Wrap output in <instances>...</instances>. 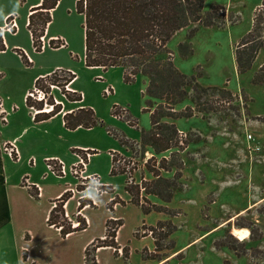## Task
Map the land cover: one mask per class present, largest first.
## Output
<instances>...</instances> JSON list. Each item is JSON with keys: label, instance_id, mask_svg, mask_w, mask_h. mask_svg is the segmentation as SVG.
<instances>
[{"label": "rangeland", "instance_id": "374dc122", "mask_svg": "<svg viewBox=\"0 0 264 264\" xmlns=\"http://www.w3.org/2000/svg\"><path fill=\"white\" fill-rule=\"evenodd\" d=\"M71 1L65 0L60 10L51 18L53 22H50L52 24L51 32L60 31L63 27L61 25H64L67 30V33L65 31L64 33L69 38L68 49L55 51L58 48L46 47L47 53L35 58L37 67L34 70H46L47 68L41 66V63L46 64L53 71L62 70L65 67L71 68L72 71H69L75 76L77 75V78L74 79L77 80L74 87L82 91L78 94L81 95V99L85 96L86 102L93 106L97 118L105 126L104 129H100L102 128L100 127L95 131L98 132L96 137L100 142L97 151L102 155V159L93 160V163L97 164V161H103L106 154L104 147L114 146V140L120 139L126 142L123 145L124 148H121L119 153H113L111 157L116 159V163H114L116 173L125 169L129 173L127 175L128 178H131L132 186L150 182L154 179L146 169V161L152 154L148 148L142 149L140 143H135L131 139L137 138L141 130L148 128L150 125L149 116L158 110V102L152 99L150 100L152 105H144L142 93L146 87L147 79L141 75L136 76L134 83L126 84L122 81L120 69H108L107 74L104 75V70L97 68L96 71L93 68L85 67L82 18L73 10L71 12L66 10V7L72 9ZM260 1L205 0L204 12L209 10L210 4L226 5L228 9L230 7L229 21L232 23L236 21L238 17L235 16V11H238L240 23L232 26L227 32L201 31L196 40L195 55L187 60H182L179 57L178 44L176 43L180 41L182 33L187 34L190 29L197 26L191 24L167 43L166 53L156 56L155 59L163 64L170 58L175 68L183 74H190L189 76L195 77L200 86L221 88L229 95L227 93L214 94L209 91L201 97L202 112L194 111L189 118L171 120L188 144L182 145L184 149L180 153V159L183 162L180 171L181 177L179 179L174 178L175 167H172L171 172L163 173V176L179 184L182 190L175 193V199L169 205L171 209H163V213L167 215L166 219L148 227H156L157 230L152 236H145L148 239L142 240L141 243L133 240L134 235L132 236V229L135 223H138L140 213L132 207H118L116 212L113 211L115 205L119 206L118 203H115L119 199L116 197L117 199L112 203L111 209L113 214L120 217L123 222L122 241L124 243L131 241L129 246L131 257L127 259L110 252H102L96 257L97 264H156L155 261H163L164 263L161 264H224L225 261L228 264H264V123L258 129L249 128L247 125L249 121L254 120L248 118L250 114L248 94L252 99V111L264 116V87L252 85L247 81L246 76L241 79L237 73L235 74L231 53L232 38L236 33L246 31L251 10ZM39 20V16L33 21L31 20L32 28L37 35L40 34L41 22ZM222 27L223 25L219 26V28ZM39 42L41 43L40 40ZM50 45L52 44L50 43ZM235 47L233 46V50ZM15 54L17 55V52ZM57 65L61 67H56ZM29 74V72H19L17 76L19 79H25ZM56 78L58 84H63L66 77L64 73H57ZM70 83L66 84L63 89L58 86L53 89L49 87L47 93L46 84L41 83V87H35V89L45 93V100L48 98L54 102L58 100L62 107V104L68 105L67 102H70L68 96L73 97V93H76L71 91ZM107 83L115 88V90L112 88L113 93L110 95L103 93L105 88L110 87ZM186 91L188 93L186 99L174 107L178 113L187 112L186 108H195L192 101L193 91L189 87L186 88ZM68 92L69 95H67ZM0 99L3 101L1 97ZM31 101L38 102L34 99ZM42 102L44 103L43 110L48 111L49 105L45 104L43 100ZM77 102L74 101V103ZM114 103L116 104L113 105ZM113 106L118 109H125L126 118L120 121L115 119L112 115ZM143 108L148 112H142ZM127 121L129 124L126 125ZM106 129L113 134H108L112 138L105 134ZM246 134L252 135L253 140L250 141V144L246 139ZM117 147L119 146L117 145ZM252 147H258L259 150L251 152ZM164 156L169 158L167 153ZM157 160L159 158L156 159L155 157V161ZM32 163L35 164L34 160ZM154 164L156 162H149L147 167H152ZM67 174L69 173L65 175ZM96 178V186L106 191V188L100 187L98 177L96 176ZM123 180L120 176L114 179V189L117 193L123 192ZM76 181L79 188H83V190L81 189V194L76 193L75 200L79 196L85 195L89 190H85L86 187L81 185V179L77 178ZM83 182L86 183V186L89 185L88 181ZM107 192L109 191L98 192L97 206L85 213L92 221V227L88 229L87 233H75L76 236L72 238V242L87 238L95 226L97 228L98 225L100 228L102 227L104 217L112 215V212L107 210L105 206L106 197H108ZM87 199L85 197L83 200ZM83 200L81 199V201ZM142 204L147 208L153 206L148 200ZM250 206L252 207L250 208ZM75 207L76 204L73 201L70 209L74 210ZM78 208L76 207L77 210H79ZM241 212L243 213L238 215ZM75 218L76 216L71 218L72 222L76 221ZM154 218L155 216L149 215L144 220H147L145 222L149 224ZM223 223L225 224L220 226ZM241 226L249 231V237L244 241L233 234V229H239ZM31 234L34 235V232ZM31 234H28L29 237ZM225 239L235 247V252L227 246L220 245L219 242ZM55 241L57 239L49 238H45L43 243L35 241L37 248L33 250L34 254H38L36 258L39 264H82L77 254H75V260H65L63 263L54 260L48 261L50 254L55 253L53 249L55 248L53 247ZM63 242L67 244L66 241ZM140 244L146 245L142 250L143 257L147 258L146 261H142L140 253L137 254L134 251L136 248L139 249ZM42 246L43 248H41ZM183 247L184 250L179 251ZM49 248L52 251L44 250ZM91 250L90 256L95 255ZM24 251L29 253L27 249ZM118 254L120 255V253Z\"/></svg>", "mask_w": 264, "mask_h": 264}, {"label": "crops", "instance_id": "0c3cea01", "mask_svg": "<svg viewBox=\"0 0 264 264\" xmlns=\"http://www.w3.org/2000/svg\"><path fill=\"white\" fill-rule=\"evenodd\" d=\"M46 1L47 3L51 2V0ZM64 1L65 0H58L56 6L50 10H36V8L41 5L42 0H0V30L4 25L5 19L8 16L12 15H15L17 17L18 27L15 35L5 33L4 44L0 43V97L3 99V109L6 112V120L4 122L0 121V264H39V261L36 258L38 254H34L33 249L37 248L35 245V241L43 243L42 241L45 240V238L57 239L53 246L55 247L53 249L56 255L52 252L50 254V257L47 259L48 261L54 260L55 262L63 263L65 260H75V254H77L78 258L81 259L82 264H84L85 250L95 240H102L105 238L107 220L110 218L113 220H121L120 217L113 214V211L116 212L118 210V207H132L133 209H135V211L140 213V216L138 218L139 221L138 223H135L132 229V236L134 235L133 240H136L140 243L142 240L146 241L148 237L141 238L139 236H136L134 234L135 229L141 225H145L147 228L150 226H154V224L157 222H163L166 219L165 217L167 216L163 212L154 211H151L148 214H144L140 206H136L131 203V196L125 190L128 175L117 174L112 176L110 174L112 168V154L119 153L120 149L124 148L123 146H120L118 144V139L114 140V146L104 147L106 152L104 160L102 161L99 159L100 161H97V164H94L93 160L95 161L96 159L102 157L100 152L98 153L97 151L100 142L98 137H96L98 132H95L96 129L100 128V126L88 129L78 127L75 130H69L65 127L63 120L64 114L85 107L94 109L91 104L86 102L85 96L83 99H81V101H78L77 103L67 102L68 105L62 104L61 112L48 120L40 122H34L33 120L34 114L26 105V95L32 90V88H34L35 81L38 78L50 74L53 69L50 70L49 66H47L46 64L43 65V63H41V66H45L44 68L47 69L43 71L34 70L37 67L35 58L45 55L47 53V49L40 52H33L32 34L28 27L30 23L29 19L31 18V20L33 21L37 16H39V22H41L43 17L49 15L50 22H53V19L51 18L60 10ZM76 1L77 0L71 1L72 9L70 7H66V10L68 12H71V10H73V12L76 13ZM261 4L262 0L256 5L255 8L251 10V14L248 19L249 24L246 31L244 33H236L232 38L231 53L233 62V46H237L239 41L248 32L251 31L253 26L254 12L258 7L261 6ZM211 6L224 7L226 15L223 27L219 28L214 26L206 28L198 25L195 26V28H197V31L189 40L192 48V55L187 59L195 55L197 45L196 40L198 34L201 31L208 30L216 32H227V30L231 29L232 26L240 23L241 19L238 11H235V16H237L238 18L234 23H232L228 18L230 7L228 9L226 5L222 6L217 4H210L208 8H210ZM76 14L81 16V22L83 23V16L78 13ZM50 22L46 24L45 32L42 38H44L45 41L53 37H62L66 41V46L58 48L55 51L67 50L69 47V38L64 33V31L67 33L66 28L62 24L61 26L63 27H61L60 31L51 32L52 24ZM182 30L183 29L176 32L172 39L179 35L181 33L180 31ZM187 34L182 33L180 36V41H178L176 44L185 42L187 40ZM53 44L55 43L53 42ZM15 52H17V55L15 54ZM22 53L31 63L30 66H25L23 64L21 56L19 55ZM263 64L264 49H261L248 71L243 74H238L236 64L234 62V72L235 74L237 73V75H239L241 79L246 76L247 81L252 84L253 76ZM56 67L61 66L57 65ZM65 68L62 70L72 71V69L69 67ZM97 68L98 67H94L93 69L97 71ZM98 69L100 70L101 68ZM112 69L121 70V77L123 81L124 70L119 67L109 68V70ZM107 71L108 69L105 70L104 75L107 74ZM19 72H29L30 74L25 79H19L17 76ZM75 78H77V75ZM76 81H71L70 87L71 91L78 94V92L82 91L74 87ZM107 84L111 86L110 83ZM112 88L115 90L114 87ZM244 91L246 92L245 89ZM248 97L250 99V106H248V109L250 108V114L248 115V118L249 120H254L249 121L247 125H249V128L254 127L255 129H258V127H261V124L264 123V116L255 111H252V99L249 94ZM57 102L59 101L57 100ZM115 104L116 103H114L113 105ZM93 111H95V109ZM94 113L97 117L96 111ZM149 127L150 125H148L147 129L141 130V132L148 131L150 129ZM104 128L105 126L100 129ZM141 132L139 133L137 138H132L131 141L133 140V142L135 143H140ZM105 134L108 135V132L105 131ZM126 139L128 140L129 138ZM11 144L16 147L18 158H16L15 156L10 157L8 153L3 150L4 146H9ZM117 145L119 147H117ZM73 152H79L82 154L84 152L89 153V158L87 159L86 166L82 171V176L96 175L98 177L100 187L106 188V191L108 190L110 192H107L108 197H106L105 201L107 210L108 206L115 197L124 202L123 205H115L113 207L112 215H108L107 217H104L102 219L101 228L99 227V225L98 228L97 226H95V229L93 230V232L89 233V236L87 238L78 241L74 240V242H72V238L76 236L75 233L68 234L64 238L60 237L59 230L47 224V218L52 209L53 203L66 192H69L71 196L64 203V213L70 216V218L75 217L78 210L76 209V207L74 210H71V203L74 201L76 204V193L79 194V191L81 189L83 190V188H79L76 179L71 175L67 174L60 177L52 175L46 172L44 166V159L57 158L64 163L66 172L68 173L69 166L76 162V158L73 155ZM32 160H34L35 164L32 163ZM98 162L101 163L99 164ZM119 176L124 179L122 184V193H117L116 189H114V179ZM176 192L173 193L172 199L169 202H164L153 195H144L143 193H141V197L144 196V198L150 201L153 205L161 206L164 209H171L169 208V205H171L172 201L175 199ZM90 200L92 201L93 207H84L80 209L79 216L83 217L87 223L86 229H84L83 231H79L81 232V234L87 233L88 229L92 227V221L90 220L89 216L85 215V213L89 210L94 209L97 206V202H94L92 199ZM141 202H143L142 199H140V203ZM242 213L243 212L239 213L238 215ZM149 215H153L155 216V218L151 223L148 224L147 222H145L147 220L144 219H146ZM123 226L124 225L122 222V226H120L116 231L115 242L119 247L118 253L122 252L123 248H126L128 250V259H130L131 249L129 248V246L131 244V241H127V243H124V241H122L121 232ZM32 232H34V235L31 234ZM28 234H31V237H29ZM70 240L72 242V245H70ZM63 241H66L67 244H65ZM145 244H140V246H138L139 249H134L137 254L138 252L140 253L142 261L147 260V258H144L142 255V250L146 246ZM41 248H43V246ZM25 249H27L29 253H26V251H24ZM44 250H46L47 252L52 251L51 248ZM181 250H184V247L179 251ZM102 252H110L113 255L115 254L114 249L110 247H101L96 250L95 257L99 256V254ZM117 256L122 255L120 253V255L118 254ZM155 262L156 264L164 263L163 261Z\"/></svg>", "mask_w": 264, "mask_h": 264}, {"label": "trees", "instance_id": "16d2710c", "mask_svg": "<svg viewBox=\"0 0 264 264\" xmlns=\"http://www.w3.org/2000/svg\"><path fill=\"white\" fill-rule=\"evenodd\" d=\"M57 1L51 0L50 3H47L46 0H42L41 5L36 10L53 9ZM204 2L205 0H77L75 4L76 13L83 16L85 67H98L104 71L114 67L122 68L124 70L123 81L126 84L134 83L136 76L141 75L147 79L146 87L142 93L144 105H152L150 101L152 99L158 102V110L149 116L150 129L141 132L140 136V147L142 149L148 148L152 154L146 161V169L154 180L134 186L127 182L125 187L131 196V203L140 206L144 214L151 211L163 212L164 208L155 205L151 208L145 207L142 202L140 203V199L143 202H147V200L144 196L141 197V193L153 195L164 202H169L174 192L182 190L179 184L163 176V173H169L172 171V167H175L176 177L174 176V178L179 179L181 177L180 171L183 162L180 159V153L184 149L182 145L188 144L171 120L189 118L194 111L202 112L200 100L202 95L209 91L214 94L227 93L221 88L200 86L195 77L187 76L175 68L170 58L164 64L155 59L156 56L166 53L167 43L179 30L185 29L191 24L206 28L223 25L226 15L224 7L211 6L208 11L204 12ZM29 20L28 27L32 34L33 46L38 48L45 26L50 22V16L43 17L38 35L32 28L31 18ZM196 31L197 28L195 27L190 29L187 40L178 44V54L181 59H187L192 55L189 40ZM261 49H264V0L254 12L251 31L239 41L233 51L238 74H243L251 68ZM36 52H40V50L38 49ZM19 55L25 66L31 65L23 53ZM57 73L65 74L66 78L63 84H58ZM75 77V74L70 71L58 69L38 78L34 87H41V83L46 84L47 93L50 86H58L63 89ZM252 84L264 86V64L253 76ZM188 87L194 93L192 101L195 108H186L187 112L178 113L174 107L186 99L188 96L186 88ZM227 95L229 94L227 93ZM68 100L70 102L80 101L81 95L73 93V97L68 96ZM46 103L52 106L49 112L43 111L44 103L42 101L34 103L30 98H26L27 107L36 111L33 113L34 122L48 120L61 112L60 104H55L50 98L46 100ZM114 108L117 109L116 106H113L112 109ZM142 112L148 111L143 108ZM63 120L65 127L69 130H75L78 127L86 129L96 126L104 127L91 108H80L66 113L63 115ZM106 131L108 134H112L108 129ZM118 142L120 146L126 143L120 139ZM166 153L169 158L164 156ZM155 157L159 160L155 161ZM152 161L156 164L147 167L148 163ZM114 163H116V159L113 158L110 172L112 176L129 174L125 169L116 173ZM70 196L71 194L66 192L56 200L54 202L55 207L51 209L47 218V224L58 229L63 238L68 234L83 231L87 227L83 217L77 216L75 218L78 222L76 227H72L71 221L65 218L63 206ZM116 199L115 197L108 207L111 212L112 203ZM115 203L124 204L119 199ZM86 205L93 207L92 202L87 199L80 202L78 209L80 210ZM120 226H122V220L111 218L107 220L105 238L95 240L85 250L84 264L97 263L95 255L90 256L89 254L91 249V252L95 253L98 248L110 247L114 249L115 255H118L119 247L115 242V236ZM240 228L244 227L241 226ZM219 243L235 252V247L230 245L227 239ZM122 257L128 259L126 248L122 249ZM224 264H228V262L225 261Z\"/></svg>", "mask_w": 264, "mask_h": 264}, {"label": "built area", "instance_id": "2783aa9c", "mask_svg": "<svg viewBox=\"0 0 264 264\" xmlns=\"http://www.w3.org/2000/svg\"><path fill=\"white\" fill-rule=\"evenodd\" d=\"M18 27H17V17L15 15L12 16H8L5 19L4 25L1 28L0 32V43L4 44V34L5 33H9L11 35H15V33L17 32ZM40 41L39 42V47L36 48L35 46H33V41H32V50L33 52H36V50H40L43 51L44 49H46V47L52 46L54 48H62L66 46V41L62 38V37H53L50 39H47L46 41H44V38L40 37ZM52 41V42H51ZM53 42L55 44H53ZM50 43L52 45H50ZM24 52V51H23ZM51 89L55 88V86H50ZM104 95H110L111 93H113L112 87H107L104 89L103 91ZM45 93H43L41 90L32 88V90L30 92L27 93L26 98H31L34 99L36 101H45ZM55 104H59L56 100H55ZM46 106V105H45ZM52 106H49L48 111L47 110H43L44 112H49L51 110ZM31 111L33 113H36V111L34 109H31ZM112 115L114 116L115 119L118 120H123L126 118V111L125 109H112ZM6 120V112L3 109V101L0 99V121L4 122ZM126 124H128V121L126 122ZM246 139L248 141V143L250 144V141H252V135L251 134H246ZM3 150L8 153L9 156H15L16 158H18L17 155V151H16V147L14 145H9V146H4ZM251 152H256L259 150L258 147H252ZM73 155L76 158V162L73 163L69 169H68V173L75 179L79 178L81 179V185L83 187H86L85 190L89 189L90 186H96L97 183V178L94 175H87V176H82V171L84 170L85 166H86V161L89 158V153L88 152H84L83 154L79 153V152H73ZM45 167H46V172L55 175V176H64L67 172L65 169V165L62 161H60L57 158H46L45 159ZM83 181H88V186H86V183H84ZM93 182V183H92ZM128 184H132L131 182V178L127 179ZM99 189V188H98ZM99 193H103L106 192L104 190L99 189L98 191ZM79 193H82V191L80 190ZM85 196H79L78 199L76 200V207L78 208L80 206V202L81 199H84ZM55 207V203H53L52 208ZM80 215V210H78L76 212V216ZM64 216L66 219H68L69 221H71L72 223V227H76L78 225V222L74 221L72 222L71 218L64 213ZM156 227L154 228H147L144 225H141L136 231H135V235L139 236L141 238L145 237V236H152L154 234V231H156ZM120 252V251H119ZM121 253V252H120Z\"/></svg>", "mask_w": 264, "mask_h": 264}, {"label": "clouds", "instance_id": "9594fccd", "mask_svg": "<svg viewBox=\"0 0 264 264\" xmlns=\"http://www.w3.org/2000/svg\"><path fill=\"white\" fill-rule=\"evenodd\" d=\"M98 191H99L98 186H90L89 190L85 193V197L88 199H92L94 202H98V195H97ZM245 233H247L246 230Z\"/></svg>", "mask_w": 264, "mask_h": 264}, {"label": "bare ground", "instance_id": "6f19581e", "mask_svg": "<svg viewBox=\"0 0 264 264\" xmlns=\"http://www.w3.org/2000/svg\"><path fill=\"white\" fill-rule=\"evenodd\" d=\"M252 206H250V208H251ZM241 215V214H240ZM238 216V215H237ZM236 217V216H235ZM225 223H223V224H221L220 226H223ZM219 226V227H220ZM218 227V228H219ZM245 230L247 231V233H248V235H244V233H245ZM233 234H235V235H237L238 237H239V239L241 240V241H244V240H246V239H248V237H249V231L247 230V229H245V228H239V229H233ZM243 237V238H242Z\"/></svg>", "mask_w": 264, "mask_h": 264}, {"label": "snow or ice", "instance_id": "6c2138e0", "mask_svg": "<svg viewBox=\"0 0 264 264\" xmlns=\"http://www.w3.org/2000/svg\"><path fill=\"white\" fill-rule=\"evenodd\" d=\"M244 235H247V233H244ZM243 238V237H242Z\"/></svg>", "mask_w": 264, "mask_h": 264}]
</instances>
